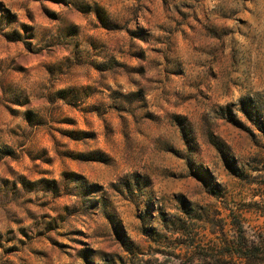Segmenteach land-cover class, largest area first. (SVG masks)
Masks as SVG:
<instances>
[{"label":"rangeland","instance_id":"374dc122","mask_svg":"<svg viewBox=\"0 0 264 264\" xmlns=\"http://www.w3.org/2000/svg\"><path fill=\"white\" fill-rule=\"evenodd\" d=\"M0 264H264V0H0Z\"/></svg>","mask_w":264,"mask_h":264}]
</instances>
